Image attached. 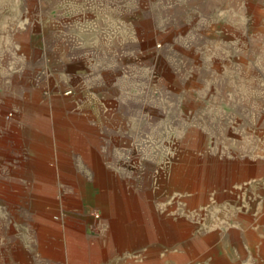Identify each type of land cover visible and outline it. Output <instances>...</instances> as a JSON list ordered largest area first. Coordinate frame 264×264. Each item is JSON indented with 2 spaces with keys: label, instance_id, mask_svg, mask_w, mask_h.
I'll return each instance as SVG.
<instances>
[{
  "label": "crops",
  "instance_id": "crops-1",
  "mask_svg": "<svg viewBox=\"0 0 264 264\" xmlns=\"http://www.w3.org/2000/svg\"><path fill=\"white\" fill-rule=\"evenodd\" d=\"M152 1L0 0V126L12 104L11 129L0 138V150L12 153V241H0V264H264V128L258 143L254 126L245 138L222 113L218 127L238 137L217 143L221 154L204 176L213 185L201 194L178 192V179H189L175 160L158 171L152 159L151 176L145 159L135 173L97 174L98 151L161 150L177 119H192L187 110L129 107L111 91L120 83L114 30L99 8ZM103 102L111 109L101 111ZM101 182L111 184L103 222L89 210ZM131 187L134 196L124 197Z\"/></svg>",
  "mask_w": 264,
  "mask_h": 264
},
{
  "label": "rangeland",
  "instance_id": "rangeland-1",
  "mask_svg": "<svg viewBox=\"0 0 264 264\" xmlns=\"http://www.w3.org/2000/svg\"><path fill=\"white\" fill-rule=\"evenodd\" d=\"M99 10L112 19L114 30L110 43L117 68L115 81L120 83L114 84L111 91L129 107L143 104L146 111L156 106L177 113L187 110L192 119H177L176 133L161 136V150L98 151L97 158L102 163H98L97 174L105 177L117 170L135 173L138 161L145 159L151 176L156 165L152 159L159 163L155 167L158 171H167L169 160H175L173 169L189 179L186 183L181 177L178 179V192L191 186L203 193L213 185L212 179L207 182L204 176L208 164L215 168L221 154L217 143L238 137L218 127L222 113L231 122L235 118L245 138H249V127L254 126L256 140L262 142L264 0H155L146 6ZM99 41L103 45L104 40ZM169 71L175 74L176 82L165 81ZM184 95H191L192 102L180 103L179 97ZM173 97L178 98L176 103ZM100 107L101 111L111 109L104 102ZM2 112L5 125L0 126V138L11 129L12 104H7ZM186 121L193 122L192 129L184 128ZM144 141L152 142V136L145 135ZM10 175L12 153L0 150V241H12ZM152 185L151 179L145 183ZM98 187L96 203L92 202L89 210H100L96 219L103 222L111 184L101 182ZM133 190L131 187L129 195L123 196H134ZM193 210L194 222H201L204 215L196 206ZM193 234L196 238L200 231L194 229Z\"/></svg>",
  "mask_w": 264,
  "mask_h": 264
},
{
  "label": "built area",
  "instance_id": "built-area-1",
  "mask_svg": "<svg viewBox=\"0 0 264 264\" xmlns=\"http://www.w3.org/2000/svg\"><path fill=\"white\" fill-rule=\"evenodd\" d=\"M91 215L94 217V218H99L100 217V210L98 209H93L91 211Z\"/></svg>",
  "mask_w": 264,
  "mask_h": 264
}]
</instances>
